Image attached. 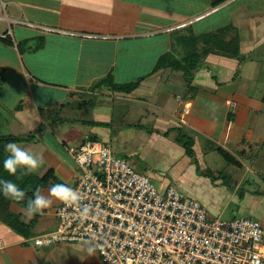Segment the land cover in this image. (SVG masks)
I'll list each match as a JSON object with an SVG mask.
<instances>
[{
  "label": "crops",
  "instance_id": "obj_1",
  "mask_svg": "<svg viewBox=\"0 0 264 264\" xmlns=\"http://www.w3.org/2000/svg\"><path fill=\"white\" fill-rule=\"evenodd\" d=\"M231 1L163 28L157 7L138 0H0V136L42 157L39 175L57 174L50 163L69 156L67 142L102 139L159 190L174 184L211 217L264 224V110L251 92L264 13L252 14L254 41L238 33L241 61L213 49L190 81L158 67L167 50L184 54L192 21ZM57 223L48 208L25 236L0 217V264H105L83 243L34 244Z\"/></svg>",
  "mask_w": 264,
  "mask_h": 264
},
{
  "label": "built area",
  "instance_id": "obj_2",
  "mask_svg": "<svg viewBox=\"0 0 264 264\" xmlns=\"http://www.w3.org/2000/svg\"><path fill=\"white\" fill-rule=\"evenodd\" d=\"M68 151L80 169L72 188L91 206V217L82 219L75 206L59 202L56 228L35 237V245L92 240L102 245L96 251L105 264H264L260 219L209 216L200 200L176 185L159 190L102 139Z\"/></svg>",
  "mask_w": 264,
  "mask_h": 264
},
{
  "label": "rangeland",
  "instance_id": "obj_3",
  "mask_svg": "<svg viewBox=\"0 0 264 264\" xmlns=\"http://www.w3.org/2000/svg\"><path fill=\"white\" fill-rule=\"evenodd\" d=\"M144 5L157 7V16L159 18L160 27L165 28V26L171 25L180 19L193 18L197 14L204 12L206 9L213 7L215 0H138ZM2 13L4 12L3 8L0 9ZM155 13V11H154ZM264 13V0H232L228 5H224L222 9H219L217 12L205 16L202 21H192L189 27L186 29L189 31V35H192L195 30L202 29L208 32L217 31L222 28H229L228 33L224 36L227 40H231L232 37L236 34L241 35L243 39H248L254 41L253 31L250 29L249 24L253 21L252 14ZM187 31V32H188ZM180 31H175L172 34L178 36ZM253 43L250 42L249 45ZM176 45V44H174ZM201 48L205 46V43L201 42L199 45ZM178 47V44H177ZM169 54L175 55V57H181L182 55L174 50H167ZM167 54V53H165ZM181 55V56H180ZM252 56H258L259 64L257 67V73L253 80V85L251 92L255 90L257 100L252 101V104L257 106L259 109L264 110V44H261L260 47L256 48L255 51H252ZM240 61L243 59L238 56ZM204 58V57H203ZM202 58V59H203ZM261 58V59H260ZM201 62V61H200ZM201 63H204V59ZM204 65V64H203ZM216 70L218 66L215 67ZM259 98V99H258ZM55 121V120H54ZM71 122V120H69ZM69 122V124H70ZM67 123H63V126H67ZM78 142H67L68 146L78 145ZM23 147V146H22ZM24 148V147H23ZM69 152V151H68ZM69 156L65 153L63 156L65 159L61 161L60 164H50L56 167V172L58 175L57 178L64 184L71 186L75 183V176L80 174V169L76 166L75 159L71 153H68ZM72 158V159H71ZM53 159H55L53 157ZM244 215V214H242ZM247 215V214H246Z\"/></svg>",
  "mask_w": 264,
  "mask_h": 264
},
{
  "label": "trees",
  "instance_id": "obj_4",
  "mask_svg": "<svg viewBox=\"0 0 264 264\" xmlns=\"http://www.w3.org/2000/svg\"><path fill=\"white\" fill-rule=\"evenodd\" d=\"M226 0H215L213 3V7L218 6L219 4L223 3ZM229 28L225 27L219 29L217 31H212L209 33H205L203 35L195 34L187 36V45L184 54L180 57H174L172 54H163L159 58L158 67L162 66H173L175 68L182 69L187 77V80L193 79L196 72L199 69L201 56L204 53H208L213 49H218L221 51H225L227 53H233L234 55H239L240 53V45H239V36L232 37L231 40H227L224 36L228 33ZM205 43L204 47H200V43ZM189 80V81H190ZM188 81V82H189ZM133 84L128 85H121L122 88H130ZM20 137H2L0 136V180H11L16 183L22 190L26 192V198L24 201L15 202L19 206H21V212H13L9 209L11 202H14L10 199H6L2 193H0V217L3 218L13 229L16 231L24 234L25 236H29L31 233L32 228L34 227L35 223L38 221L39 217L48 211V208L43 211L42 214H36L31 217H26L24 208L27 202V198L31 197L33 192L39 188L41 193L46 196L50 197L49 189L53 184L62 183L56 176L55 171L50 168L44 174H29L23 175L22 178L18 179L17 177L21 176L22 171L26 170H18L16 176L9 175L3 168V161L8 155L5 152L4 146L8 141L18 140ZM97 139V138H92ZM190 152V149L188 148ZM53 199V203L49 208H55L59 201Z\"/></svg>",
  "mask_w": 264,
  "mask_h": 264
},
{
  "label": "clouds",
  "instance_id": "obj_5",
  "mask_svg": "<svg viewBox=\"0 0 264 264\" xmlns=\"http://www.w3.org/2000/svg\"><path fill=\"white\" fill-rule=\"evenodd\" d=\"M4 150L8 155L3 161V168L9 175L16 176L18 170H26L21 172V176L17 177L18 179L22 178L23 175L37 172L44 163L42 157L33 154L14 141H8L4 146ZM0 193L6 199L14 202H21L26 198V192L11 180H0ZM49 195L51 198L44 196L41 190L37 188L32 196L27 198L24 208L25 214L29 217L42 214L45 209L52 205V198H54L65 205L75 206L82 219L91 217V206L82 204L84 196L77 189L63 183H56L49 189ZM83 244L86 246L89 255H93L98 248H102L101 244L92 240H84Z\"/></svg>",
  "mask_w": 264,
  "mask_h": 264
}]
</instances>
